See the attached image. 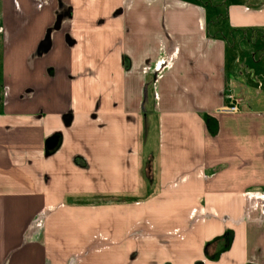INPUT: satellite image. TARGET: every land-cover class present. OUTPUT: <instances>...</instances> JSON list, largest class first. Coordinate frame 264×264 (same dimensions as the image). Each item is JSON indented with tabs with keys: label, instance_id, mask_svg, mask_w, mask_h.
<instances>
[{
	"label": "crops",
	"instance_id": "0c3cea01",
	"mask_svg": "<svg viewBox=\"0 0 264 264\" xmlns=\"http://www.w3.org/2000/svg\"><path fill=\"white\" fill-rule=\"evenodd\" d=\"M253 38L264 0H0V264H264Z\"/></svg>",
	"mask_w": 264,
	"mask_h": 264
},
{
	"label": "rangeland",
	"instance_id": "374dc122",
	"mask_svg": "<svg viewBox=\"0 0 264 264\" xmlns=\"http://www.w3.org/2000/svg\"><path fill=\"white\" fill-rule=\"evenodd\" d=\"M260 45H256L253 38L252 43L238 47L237 50L228 48L226 54L227 75L238 74L242 80L245 79L249 103L253 105L264 104V45Z\"/></svg>",
	"mask_w": 264,
	"mask_h": 264
},
{
	"label": "built area",
	"instance_id": "2783aa9c",
	"mask_svg": "<svg viewBox=\"0 0 264 264\" xmlns=\"http://www.w3.org/2000/svg\"><path fill=\"white\" fill-rule=\"evenodd\" d=\"M229 98L232 99V96H229ZM221 110L224 112H235L237 110V107H236V105H232L229 107H223Z\"/></svg>",
	"mask_w": 264,
	"mask_h": 264
}]
</instances>
